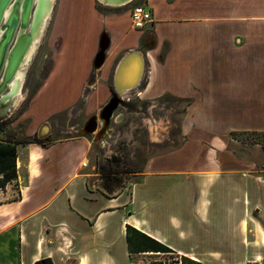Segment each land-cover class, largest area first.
Wrapping results in <instances>:
<instances>
[{"label": "crops", "instance_id": "crops-1", "mask_svg": "<svg viewBox=\"0 0 264 264\" xmlns=\"http://www.w3.org/2000/svg\"><path fill=\"white\" fill-rule=\"evenodd\" d=\"M94 1L61 0L50 72L20 117L26 143L17 145L18 178L0 189V264H136L128 226L176 260L258 262L262 254L247 236L264 173L236 162L229 146L233 132L264 133V0H145L153 21L143 30L133 28L131 3L98 10ZM131 50L145 56L146 73L125 100L186 103L183 141L109 195L85 173L89 140L55 138L52 125L82 100L88 113L106 107ZM101 116L112 117L108 110ZM46 122L50 136L38 143Z\"/></svg>", "mask_w": 264, "mask_h": 264}, {"label": "rangeland", "instance_id": "rangeland-1", "mask_svg": "<svg viewBox=\"0 0 264 264\" xmlns=\"http://www.w3.org/2000/svg\"><path fill=\"white\" fill-rule=\"evenodd\" d=\"M143 4H145V0H136L131 3V6ZM94 5L98 10L105 9V6L97 1H94ZM60 7L61 0H55L53 14L46 23L41 41L34 44L35 53L33 51L30 62L19 64L18 70H16L17 73L25 76L22 86L24 100H15L9 107V109L15 107L14 111L9 110V113L11 112L9 116L0 117L2 127L0 142L26 141V122H20V117L50 72L53 61L50 40ZM113 9L115 8H110V10ZM125 98L123 97V101H120L118 107L112 111L110 114L112 117L108 118V121L104 116H101L105 106L100 107L94 114L88 113L85 111V103L82 100L73 111L59 117V123L53 122L51 132L55 138L66 139L73 136L87 138L91 144L92 159L85 173L92 177L95 185L104 189V183L98 174V166H107L113 172H118L117 176L113 175L112 177L119 178H112L117 180L111 181L114 193L127 189L137 181L145 172L149 159L171 152L183 141L180 125L185 116L186 103L162 99L151 105L137 97L133 98L131 102H127ZM113 99L114 96H111L107 103ZM93 117L97 118L93 131L85 133L84 128L88 120ZM101 121H105L104 127H106L102 135L99 133V130L102 129ZM231 138L233 142L229 148L234 154L236 162L249 165L255 172L254 174L256 172L264 173V133L233 132ZM257 207L251 211L247 237L252 249L255 247L262 257L258 262L251 260L252 262L247 264H264V249L261 248L264 245V195ZM260 230L263 231L261 238L259 237ZM253 251L251 250V252ZM158 257L134 255L133 261L136 264H165L164 262L166 264H182V260H176L172 254ZM183 264L188 263L184 262Z\"/></svg>", "mask_w": 264, "mask_h": 264}, {"label": "bare ground", "instance_id": "bare-ground-1", "mask_svg": "<svg viewBox=\"0 0 264 264\" xmlns=\"http://www.w3.org/2000/svg\"><path fill=\"white\" fill-rule=\"evenodd\" d=\"M99 3L104 4L106 6L110 7H119V6H125L130 3H132L134 0H97ZM24 0H13L7 9L5 10L3 14V24H6L9 17L11 16L15 4H19V13L21 15L22 13V6H23ZM54 4L55 0H33V9L31 12L30 16V22L28 25V28L26 31H22L20 29V26L18 27L15 38L10 45V47L7 49L6 52V57L4 59L3 65L1 67V72H0V87L2 85L3 79H4V74L5 71L8 67V60L10 57V53L12 52L17 39L19 38L20 35L22 34H28V39L32 42L29 49L27 52L24 53V56L22 60L20 61L21 65L26 64L29 60H31L33 51H34V44H38L42 36L44 34L45 28H46V23L47 21L51 18L54 10ZM5 29H0V42L2 41L4 34H5ZM35 53V51H34ZM16 60V58H15ZM30 62V61H29ZM28 65V64H27ZM15 68V66H13ZM18 68L14 69V76L11 82L6 86V91L0 96V101L3 102V105H6L5 111H9V107L14 103L15 100H24V95L22 93V86L24 82V75H20L19 73L16 72ZM22 70V69H20ZM144 72L145 68L142 63V58L140 55H136L132 58H130L126 64L124 65L122 71L120 72V75L118 77V91L123 95L124 93L127 94L129 90H135L140 82L143 80L144 77ZM8 93V94H7ZM12 108V107H11ZM15 107H13L14 111ZM4 113V111H2ZM0 112V114L2 113ZM6 113V112H5ZM11 112L6 115L9 116ZM97 118H94L92 122H95ZM91 122V123H92ZM91 123L89 124L88 128L86 131L92 132L93 128L91 127ZM96 128V127H95ZM97 131V130H96ZM51 132V127L48 126L47 129L42 133L43 137H46L49 133ZM86 132V133H87ZM97 135V134H95ZM98 136V135H97Z\"/></svg>", "mask_w": 264, "mask_h": 264}, {"label": "water", "instance_id": "water-1", "mask_svg": "<svg viewBox=\"0 0 264 264\" xmlns=\"http://www.w3.org/2000/svg\"><path fill=\"white\" fill-rule=\"evenodd\" d=\"M12 1L13 0H0V29H5V31H6L2 41L0 42V72H1V67L3 65L4 59L6 57L7 49L12 44L18 27L20 26V29L22 31L27 30L29 22H30L31 12L33 9V6H32L33 0H24L23 6H22V13L20 15L19 4L16 3L15 8H14L11 16L9 17L7 23L2 25L3 14ZM27 36H28V34L20 35L16 41V44H15L12 52L10 53V57L8 60V67L5 71L4 79H3L2 85L0 87V96L6 91V86L13 79L14 69H16V67L17 68L19 67L20 61L22 60L24 53L27 51L28 46L30 45L31 41H30V39H28ZM136 55H140L142 58V63H143L144 68H145L143 80L145 78V73H146V58H145V56L139 50L128 51L123 56L121 61L119 62L117 69H116V72H115V76H114L115 96H114V99L106 107L103 108L105 110H108L109 114H111L112 111L118 107V104L120 101H123L122 98L124 97V95H126V96L129 95V94H125V93L122 95L118 91L117 82H118V77L120 75V72L122 71L126 62L130 58H132ZM15 58H16V60H15ZM98 60H101L100 64H102L104 57L102 56L101 52H99V54L96 58V64H97ZM13 66H15V68H13ZM143 80L140 83H142ZM139 85H141V84H139ZM127 92L131 93V92H133V90L132 91L129 90ZM5 109H6V105H3V102L0 101V112L4 111V113L2 112L0 114V117H5L8 114L9 111H5ZM9 110H13V107ZM48 126H50V124L46 122L39 128V131L37 133V136L39 139H46L50 136V133L46 137L42 136V133L47 129Z\"/></svg>", "mask_w": 264, "mask_h": 264}, {"label": "trees", "instance_id": "trees-1", "mask_svg": "<svg viewBox=\"0 0 264 264\" xmlns=\"http://www.w3.org/2000/svg\"><path fill=\"white\" fill-rule=\"evenodd\" d=\"M115 93V91H113ZM0 130L2 127L0 125ZM37 142L43 143L46 139H39L37 136ZM19 143L25 142H0V189H4L9 183L13 182L18 178V170H17V145ZM117 160V159H115ZM113 162V160H110ZM108 161V162H110ZM98 174H100V178L104 183V190L109 194L113 195V184L111 183L112 177L117 176L118 172H113L112 169H109L107 166H98ZM127 242L129 246V252L132 256L138 255L140 253L145 252H153V253H162V254H172L173 251L161 244L160 242L152 239L151 237L145 235L144 233L132 228L130 226L127 227ZM186 262L188 264H200L194 262L190 259L183 258L182 264ZM34 264H54L50 258H45L37 261ZM162 264V263H157Z\"/></svg>", "mask_w": 264, "mask_h": 264}, {"label": "built area", "instance_id": "built-area-1", "mask_svg": "<svg viewBox=\"0 0 264 264\" xmlns=\"http://www.w3.org/2000/svg\"><path fill=\"white\" fill-rule=\"evenodd\" d=\"M133 28L143 30L153 21L151 10L145 5H136L131 10Z\"/></svg>", "mask_w": 264, "mask_h": 264}]
</instances>
